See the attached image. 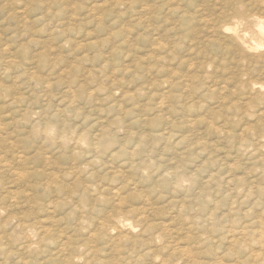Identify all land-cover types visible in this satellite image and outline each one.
<instances>
[{"label":"rangeland","instance_id":"374dc122","mask_svg":"<svg viewBox=\"0 0 264 264\" xmlns=\"http://www.w3.org/2000/svg\"><path fill=\"white\" fill-rule=\"evenodd\" d=\"M232 1L0 0V264L242 263L226 228L264 198V50L219 26L264 0Z\"/></svg>","mask_w":264,"mask_h":264},{"label":"bare ground","instance_id":"6f19581e","mask_svg":"<svg viewBox=\"0 0 264 264\" xmlns=\"http://www.w3.org/2000/svg\"><path fill=\"white\" fill-rule=\"evenodd\" d=\"M218 1V0H217ZM224 1V0H223ZM229 2H230V0H228ZM236 1V5H237V0H235ZM239 1V0H238ZM234 2V0L232 1V3ZM224 3H227V2H224ZM228 4V3H227ZM242 4H243V2H242ZM225 5V4H224ZM229 6H230V4H228ZM234 5V4H233ZM247 6V5H246ZM245 5L243 6H240V7H236V6H231V9H232V11L233 12H231V15H229V14H227V15H225L224 17H225V20H223L221 23H220V28L219 29H222V31L223 32H225V33H228V34H230L231 35V39H233L234 40V43L237 45V47L239 46V48H241L242 50H243V52H246V53H249V52H257V51H262V50H264V17H262V16H256V15H251V14H249L250 12H249V9H247L248 7H246ZM225 7H227V6H224L223 8H225ZM253 7V6H252ZM254 9V8H253ZM225 10H226V8H225ZM230 9H228L227 11H229ZM250 10H252V9H250ZM253 12V11H252ZM248 17H250V19H253L254 21H256V27H257V29H256V36L254 37H248V36H246L247 34H241V31L238 29V27L242 24V22L246 19V18H248ZM247 25V24H246ZM245 25V26H246ZM250 25V24H249ZM234 26V27H233ZM243 26V25H242ZM215 27H216V25H215ZM249 28H251V27H249ZM251 30V29H250ZM249 30V31H250ZM215 31H217V30H215ZM219 31V30H218ZM217 31V32H218ZM222 31H221V33H222ZM220 33V32H219ZM245 33V32H244ZM229 35V36H230ZM254 35V34H253ZM228 36V35H227ZM230 38V37H229ZM229 38H227V39H229ZM230 39V40H231ZM233 40H231L230 42H232ZM232 44H233V42H232ZM3 52V51H2ZM2 52H1V54H2ZM211 53V52H210ZM263 57H264V54L262 55ZM253 57V56H252ZM8 59V58H7ZM13 59V58H12ZM216 59H217V57H216ZM181 60V59H180ZM243 61V60H242ZM4 62V61H3ZM185 62V61H184ZM179 63V62H178ZM13 64V63H12ZM16 64V63H15ZM184 64H186V63H183L182 65H184ZM253 64V63H252ZM6 65V64H5ZM181 65V64H180ZM193 65V64H192ZM207 66V65H206ZM245 67V66H244ZM207 68V67H206ZM8 69V68H7ZM6 69V70H7ZM12 69V68H11ZM14 72V71H13ZM188 72V71H187ZM208 74V73H207ZM6 75V74H5ZM204 76V75H203ZM206 76V75H205ZM171 78V77H170ZM173 78H175V77H173ZM178 78V77H177ZM168 80V79H167ZM173 80V79H172ZM170 81V80H169ZM169 81L167 82V83H169ZM2 82V81H1ZM166 82V81H165ZM171 82V81H170ZM173 82V81H172ZM178 83V81L176 82V84ZM184 83V82H183ZM171 84V83H170ZM179 84V83H178ZM173 85V84H172ZM183 85V84H182ZM241 85V84H240ZM254 85H257V87L258 88H260L261 90L264 88V84H257V83H254ZM192 86V85H191ZM178 87H181V85H179ZM173 88V87H172ZM182 88V87H181ZM180 88V89H181ZM214 88H216V87H214ZM194 89V88H193ZM202 89V88H201ZM169 90H170V88H169ZM211 90V89H210ZM181 91V90H180ZM166 92L168 93V91L166 90ZM172 93V92H171ZM182 93V92H181ZM180 93V94H181ZM262 93V92H261ZM209 94V93H208ZM172 95V94H171ZM183 96V95H182ZM245 96V95H244ZM169 97V96H168ZM242 97V96H241ZM258 97V96H257ZM170 98H172V96L170 97ZM169 98V99H170ZM16 100V99H15ZM15 100H14V102H15ZM17 100H19L18 98H17ZM172 100V99H171ZM260 100V99H259ZM13 101V100H12ZM9 102V101H8ZM65 102V101H64ZM16 103V102H15ZM21 103L22 102H20V105H21ZM236 103V102H235ZM234 103V104H235ZM48 104V103H47ZM19 105V106H20ZM179 105V104H178ZM183 105V104H182ZM14 106V105H13ZM17 106V104L15 105V107ZM208 106V105H207ZM219 106V105H218ZM1 108V107H0ZM29 108V107H28ZM229 108V107H228ZM18 109H20V108H18ZM24 109V108H23ZM46 109V108H45ZM254 109V108H253ZM42 110V109H41ZM170 110H171V108H170ZM176 110V109H175ZM251 110V109H250ZM40 111V110H39ZM49 111V110H48ZM14 112V111H13ZM175 112V111H174ZM242 112V111H241ZM16 113V112H15ZM177 113V112H176ZM55 114H57V113H55ZM262 114V113H261ZM46 115V114H45ZM29 116H30V114H29ZM170 116V115H169ZM230 117V116H229ZM54 118V117H53ZM218 119V118H217ZM235 119V118H234ZM40 120V119H39ZM44 120V119H43ZM55 120H56V118H55ZM36 121V120H35ZM35 121H34V123H35ZM97 121V120H96ZM208 121V120H207ZM228 121V120H227ZM49 123V122H48ZM65 123V122H64ZM96 123V122H95ZM208 123V122H207ZM225 123V122H224ZM230 123V122H229ZM228 123V124H229ZM30 124H31V122H30ZM33 124V123H32ZM38 125H39V122L37 123ZM164 124V123H163ZM260 124V123H259ZM50 125V124H49ZM52 125V124H51ZM3 126V125H2ZM1 126V127H2ZM40 126V125H39ZM66 126H67V124H66ZM30 127V126H29ZM47 127V126H46ZM63 127H65V126H63ZM171 127V126H170ZM215 127V126H214ZM264 127V126H263ZM40 128H43V126L42 127H40ZM18 129V128H17ZM33 129V128H32ZM34 129H36V128H34ZM37 129H39V127L37 128ZM36 129V130H37ZM46 129V128H45ZM172 129V128H171ZM19 130V129H18ZM224 130V129H223ZM26 131V130H25ZM38 131V130H37ZM46 131H48V130H45V132ZM219 131V130H218ZM262 130H260V131H258V132H261ZM33 132V131H32ZM41 132H42V130H41ZM157 133H159L158 131H156ZM169 132V131H168ZM8 133V132H7ZM18 133V132H17ZM35 133H37V132H35ZM46 133H48V132H46ZM89 133V132H88ZM113 133V132H112ZM163 133V132H162ZM162 133H159V134H162ZM166 133V132H165ZM165 133L163 134V135H165ZM12 134V133H11ZM42 134V133H41ZM63 134V133H62ZM76 134V133H75ZM234 134V133H233ZM44 135H46V134H44ZM43 135V136H44ZM48 135V134H47ZM46 135V136H47ZM59 135H61V134H59ZM85 135V134H84ZM87 135V134H86ZM105 135V134H104ZM156 133H155V137H156ZM163 135H162V137H160V138H162L163 139ZM168 135V134H167ZM42 136V135H41ZM45 136V137H46ZM89 136V135H88ZM107 136V135H106ZM136 136V135H135ZM140 136V135H139ZM146 136V135H145ZM62 137V136H61ZM165 137V136H164ZM174 137V136H173ZM241 137V136H240ZM48 138V137H47ZM74 138V137H73ZM91 138V137H90ZM157 138V137H156ZM46 139V138H45ZM49 140H50V138H48ZM166 139H167V137H166ZM229 139V138H228ZM243 140H244V138H242ZM254 139L258 142V143H255L256 141H253L254 142V145H256V147H260L261 146V144H263V146H264V130L261 132V133H258V135L256 136L255 135V137H254ZM55 140V139H54ZM57 140V139H56ZM56 140H55V142H56ZM90 140V139H89ZM143 140V139H142ZM153 140H155L154 138H153ZM161 140V139H160ZM253 140V139H252ZM50 141H52V139L50 140ZM59 141V140H58ZM80 141H81V139L79 138H77L76 140H75V143H76V145H79L80 144ZM102 141H104V140H102ZM147 141H148V139H147ZM159 141V140H158ZM179 141V140H178ZM230 141H232V140H230ZM249 141H250V139H249ZM249 141H247L248 143H249ZM105 142V141H104ZM109 142V141H108ZM131 142V141H130ZM244 142V141H243ZM251 142V141H250ZM62 143V142H61ZM67 143H69V141L67 142ZM66 143V144H67ZM101 143V142H100ZM103 143V142H102ZM127 143V142H126ZM261 143V144H260ZM2 144V143H1ZM4 144V143H3ZM45 144V143H44ZM72 144H74V143H72ZM142 144V143H141ZM58 145H59V143H58ZM107 145V144H106ZM115 145V144H114ZM156 145V144H155ZM179 145V144H178ZM253 144H250V145H240V146H242V147H244V148H249V147H251V146H253V147H255ZM53 146H54V144H53ZM64 146V145H63ZM73 146V145H72ZM81 146V145H80ZM101 146V145H100ZM78 147V146H77ZM104 147V146H103ZM221 147V146H220ZM219 147V148H220ZM255 147V148H256ZM65 148V147H64ZM73 148V147H72ZM92 148V147H91ZM227 148V147H226ZM261 148V147H260ZM263 149H264V147H262ZM93 149H95V148H93ZM250 149V148H249ZM253 149V148H252ZM233 150V149H232ZM235 150V149H234ZM36 151H38V150H36ZM80 151V150H79ZM144 151H145V149H144ZM256 151V150H255ZM261 151V150H260ZM263 151V150H262ZM7 152V151H6ZM116 152V151H115ZM132 152V151H131ZM130 152V153H131ZM235 152H237V151H235ZM245 152V151H244ZM254 152V151H253ZM40 153V152H39ZM74 153V152H73ZM138 153V152H137ZM156 153V152H155ZM238 153V152H237ZM98 154V153H97ZM103 154V153H102ZM149 154V153H148ZM239 154V153H238ZM238 154H236V155H238ZM260 154H262L261 152H260ZM37 155H39V154H37ZM41 155V154H40ZM59 155V154H58ZM58 155H57V157H58ZM90 155H91V152H90ZM100 155V154H99ZM156 155V154H155ZM251 155V153L249 154V156ZM264 155V154H263ZM15 156V155H14ZM17 156V155H16ZM15 156V157H16ZM136 156V155H135ZM247 156V155H246ZM262 156V155H261ZM13 157V156H12ZM90 157H92V155L90 156ZM38 158V157H37ZM111 158V157H110ZM43 159V158H42ZM118 159V158H117ZM222 159V158H221ZM255 159V158H254ZM258 159V158H257ZM260 159H262L263 160V158L261 157ZM260 159H259V161H260ZM69 160V159H68ZM94 160V159H93ZM249 160H251L250 158H249ZM248 160V161H249ZM35 161V160H34ZM48 161V160H47ZM102 161H104V160H102ZM42 162V161H41ZM70 162V161H69ZM74 162V161H73ZM108 162V161H107ZM127 162V161H126ZM261 162V161H260ZM17 163V162H16ZM90 163V162H89ZM262 163H263V161H262ZM261 163V164H262ZM91 164V163H90ZM147 164V163H146ZM222 164V163H221ZM260 164V163H259ZM30 166V165H29ZM60 166H61V164H60ZM59 166V167H60ZM89 166V165H88ZM105 166V165H104ZM231 166H232V164H231ZM48 167V166H47ZM54 167V166H53ZM67 167V166H66ZM70 167V166H69ZM106 167V166H105ZM218 167V166H217ZM80 168H82V167H80ZM91 168V167H90ZM134 168V167H133ZM139 168H141V167H139ZM157 168V167H156ZM171 168V167H170ZM227 168V167H226ZM103 169V168H102ZM2 170H4V169H2ZM73 170V169H72ZM79 170V169H78ZM113 170V169H112ZM140 170V169H139ZM190 170V169H189ZM219 170V169H218ZM35 171V170H34ZM232 171V170H231ZM27 173H28V170H27ZM30 174H31V172H29ZM29 173H28V175H29ZM54 173V172H53ZM79 173V172H78ZM78 173H76V175L78 174ZM177 173V172H176ZM183 173V172H182ZM193 173V172H192ZM195 173V172H194ZM14 174V173H13ZM50 174V173H49ZM55 174V173H54ZM125 174V173H124ZM184 174V173H183ZM201 174V173H200ZM21 175V174H20ZM27 175V174H26ZM69 175V174H68ZM79 175H80V173H79ZM78 175V176H79ZM93 175V174H92ZM180 175V174H179ZM72 176V175H71ZM89 176V175H88ZM167 176H168V174H167ZM181 176V175H180ZM180 176L178 177L179 179H180ZM183 176V175H182ZM188 176V175H187ZM199 176V175H198ZM223 176V175H222ZM221 176V177H222ZM229 176V175H228ZM48 177V176H47ZM176 177V176H175ZM260 177V176H259ZM258 177V178H259ZM14 178V177H13ZM78 178V177H77ZM185 178V177H184ZM264 178V177H263ZM17 179V178H16ZM19 179V178H18ZM50 178H48L47 180H49ZM177 179V178H176ZM176 179H175V182H176ZM179 179H177L178 180V182H179ZM186 179V178H185ZM209 179V178H208ZM220 179V178H219ZM255 179H257V178H255ZM46 180V181H47ZM261 180V179H260ZM14 181V180H13ZM20 181V180H19ZM75 181H77V179L75 180ZM251 180H249V182H250ZM257 181V180H256ZM24 182V181H23ZM22 182V183H23ZM56 182V181H55ZM81 182V181H80ZM174 182V181H173ZM259 182V181H258ZM45 183V182H44ZM48 183V182H47ZM98 183V182H97ZM248 183V182H247ZM251 184H252V182H250ZM261 183V182H260ZM259 183V184H260ZM160 184V183H159ZM158 184V185H159ZM175 184V183H174ZM246 184V183H245ZM254 184V183H253ZM11 185H13V184H11ZM61 185V184H60ZM219 185H221V184H219ZM228 185V184H227ZM256 185V184H255ZM15 186V185H14ZM40 186V185H39ZM41 186H42V184H41ZM216 186V185H215ZM170 187V186H169ZM235 187V186H234ZM257 187H259V186H257ZM5 188V187H4ZM46 188V187H45ZM163 188V187H162ZM8 189V188H7ZM18 189V188H17ZM165 189V188H164ZM251 189H253V187L251 186V185H249V184H247L244 188H243V193L245 194V192H246V194L245 195H247L248 193L250 194V193H252L251 191H253V190H251ZM60 190V189H59ZM73 190V189H72ZM251 190V191H250ZM256 190V189H255ZM30 191V190H29ZM170 191V190H169ZM174 191V190H173ZM231 191V190H230ZM23 192V191H22ZM233 192V191H232ZM26 193V192H25ZM100 193V192H99ZM118 193V192H117ZM238 193V192H237ZM260 193V192H259ZM2 194V193H1ZM7 194H9V193H7ZM14 194V193H13ZM109 194V193H108ZM203 194V193H202ZM3 195V194H2ZM101 195H103V194H101ZM223 195V194H222ZM258 195V194H257ZM4 196V195H3ZM3 196H1V197H3ZM85 196V195H84ZM99 196V195H98ZM113 196V195H112ZM225 196V195H224ZM11 197V196H10ZM16 197V196H15ZM86 197V196H85ZM198 197V196H197ZM255 197V196H254ZM264 197V196H263ZM5 198V197H4ZM3 198V199H4ZM7 198H9V195H8V197ZM194 198V197H193ZM6 199V198H5ZM4 199V200H5ZM40 199V198H39ZM71 199V198H70ZM96 199V198H95ZM98 199V198H97ZM121 199V198H120ZM7 200H9V199H6V201ZM16 200V199H15ZM61 200V199H60ZM68 200V199H67ZM87 200V199H86ZM247 200H249V198L247 199ZM1 201H2V198H1ZM6 201H4V203L6 202ZM63 200H61V202H62ZM8 202V201H7ZM29 202V201H28ZM32 202V201H31ZM41 202V201H40ZM97 202V201H96ZM95 202V203H96ZM196 202V201H195ZM3 203V204H4ZM37 203V202H36ZM50 203V202H49ZM80 203V202H79ZM183 203H184V200H183ZM204 204H205V202H203ZM32 204V203H31ZM44 204V203H43ZM87 204V203H86ZM194 204H196V203H194ZM228 204V203H227ZM7 205H9V204H7ZM38 205V204H37ZM52 205V204H51ZM185 205V204H184ZM192 205V204H191ZM206 205L207 206H209L208 205V203H206ZM234 205V204H233ZM233 205H232V207H230L228 210H227V207H226V209L225 210H227L226 212H224L222 215H223V217H225L226 219H229V220H231L232 218H236V216H237V212H235V210H238V209H235L234 207H233ZM3 206V205H2ZM11 206V205H10ZM193 206V205H192ZM197 206V207H196ZM195 206V208H198V205H196ZM216 206V205H215ZM243 206V205H242ZM34 207V206H33ZM37 207V206H36ZM59 207V206H58ZM57 207V208H58ZM61 207V206H60ZM93 207V206H92ZM95 207V206H94ZM194 207V206H193ZM219 207V206H218ZM248 207V208H247ZM247 207H245L246 208V211H243L242 209V213H241V220H240V222L238 223V225H237V223L236 222H234V224L236 223V227H234V226H230V227H228V228H226V230L227 231H229L230 232V234L232 233H235L236 234V236H234V238L236 237V240L237 239H241V240H243L242 242L246 245V250H244V252H242V254H243V261H244V264H264V198H262V197H260L259 198V195H258V198L257 199H255L253 202H249V203H247ZM73 208V207H72ZM88 208V207H87ZM90 208H91V206H90ZM184 208V207H183ZM208 208V207H207ZM239 208V207H238ZM242 208V207H241ZM30 209V208H29ZM56 209V208H55ZM84 209V208H83ZM187 209V208H186ZM193 209V208H192ZM213 209V208H212ZM211 209V210H212ZM46 210V209H45ZM179 210V209H178ZM251 210H253L254 212L252 213L251 212ZM194 211V210H193ZM214 210H212V212H213ZM8 212V211H7ZM68 212V211H67ZM139 212V211H138ZM191 212V211H190ZM69 213V212H68ZM183 213V212H182ZM209 213V212H208ZM1 214V213H0ZM9 214V213H8ZM12 214V213H11ZM29 214V213H28ZM31 215V214H30ZM56 215V214H55ZM194 215H196V214H194ZM214 215V214H213ZM235 215V216H234ZM238 215H239V213H238ZM211 216V215H210ZM82 217H83V215H82ZM144 217V216H143ZM179 217V216H178ZM184 217V216H183ZM189 217V216H188ZM202 217V216H201ZM206 217V216H205ZM118 218V217H117ZM127 218V217H126ZM126 218H124V219H126ZM138 218V217H137ZM142 218V217H141ZM172 218V217H171ZM190 218V217H189ZM197 218V217H196ZM213 218V217H212ZM218 218V217H217ZM222 218V217H221ZM221 218H220V220H221ZM9 219V218H8ZM128 219V218H127ZM211 219V218H210ZM43 220V219H42ZM80 220V219H79ZM83 220H86V219H83ZM192 220H196L195 219V216H193V218H192ZM7 221V220H6ZM5 221V222H6ZM127 221V220H126ZM179 221V220H178ZM190 221H191V219H190ZM197 221V220H196ZM213 221V220H212ZM217 221V220H216ZM223 221V220H222ZM238 221H239V218H238ZM237 221V222H238ZM84 222V221H83ZM184 222V221H183ZM199 222V221H198ZM204 222V221H203ZM208 222V221H207ZM207 222H205V223H207ZM230 221H228V223H229ZM191 224H192V226H193V224H195V222L193 223L192 221L190 222ZM224 223V222H223ZM227 223V224H228ZM232 223H233V221H232ZM41 224V223H40ZM123 224V226H125V225H127V223H125V222H123L122 223ZM130 224V223H129ZM142 224H143V222H142ZM199 224V223H198ZM204 224V223H203ZM224 224H226V223H224ZM34 225V224H33ZM195 225H197V224H195ZM201 225V224H200ZM230 225V224H229ZM233 225V224H232ZM28 226H29V224H28ZM39 227V226H38ZM131 227V226H130ZM129 227V228H130ZM225 227H226V225H225ZM225 227H223V228H225ZM31 228V227H30ZM107 228V227H106ZM114 228V227H113ZM128 228V227H127ZM165 228V227H164ZM199 227H197V229H198ZM16 230V229H15ZM110 230V229H109ZM146 230V229H145ZM145 230H143V231H145ZM155 230V229H154ZM206 230V229H205ZM225 230V231H226ZM234 230V231H233ZM165 231V230H164ZM185 231V230H184ZM220 231V230H219ZM160 232V231H159ZM170 232V231H169ZM168 232V233H169ZM190 232V231H189ZM218 232V231H217ZM23 233V232H22ZM109 233V232H108ZM167 233V232H166ZM198 233V232H197ZM143 234V233H142ZM183 234V233H182ZM229 234V233H228ZM230 234H229V236H230ZM57 235V234H56ZM156 235V234H155ZM163 235V234H162ZM172 235V234H171ZM234 235V234H233ZM1 236V235H0ZM23 236V235H22ZM125 236V235H124ZM198 236V235H197ZM49 237V236H48ZM63 237V236H62ZM128 237V236H127ZM155 237V236H154ZM222 237V236H221ZM105 238H107V237H105ZM119 238V237H118ZM148 238V237H147ZM233 238V239H234ZM232 239V240H233ZM157 240V239H156ZM188 240V239H187ZM24 241V240H23ZM167 241V240H166ZM186 241V240H185ZM201 241V240H200ZM143 242V241H142ZM147 242V241H146ZM153 242H154V240H153ZM234 242H236V241H234ZM237 242H239V241H237ZM128 243H130V242H128ZM162 243V242H161ZM28 244V243H27ZM150 244V243H149ZM218 244V243H217ZM30 245V244H29ZM131 245V244H130ZM238 245V244H237ZM69 246V245H68ZM142 246V245H141ZM22 247V246H21ZM32 247V246H31ZM130 247V246H129ZM143 247V246H142ZM183 247V246H182ZM185 247V246H184ZM76 248H78L77 246H76ZM158 249V248H157ZM228 249V248H227ZM245 249V248H244ZM77 250V249H76ZM178 250V249H177ZM237 250V249H236ZM243 250V249H242ZM30 251V250H29ZM159 251V250H158ZM233 251V250H232ZM181 252H182V250H181ZM18 253V252H17ZM29 253V252H28ZM27 253V254H28ZM130 253V252H129ZM225 253V252H224ZM182 254V253H181ZM197 254V253H196ZM212 254H213V252H212ZM175 255V254H174ZM198 255V254H197ZM211 256V255H210ZM139 257V256H138ZM159 257V256H158ZM196 257V256H195ZM76 258V257H75ZM143 258V257H142ZM153 258V257H152ZM175 258V257H174ZM186 258V257H185ZM197 258V257H196ZM132 259V258H131ZM232 259V258H231ZM240 259V258H239ZM197 260V259H196ZM106 261V260H105ZM137 261V260H136ZM135 261V262H136ZM167 261V260H166ZM178 261V260H177ZM243 261H242V263H243ZM99 262V261H98ZM128 262V261H127ZM189 262H190V260H189ZM195 262V261H194ZM194 262H192V264H194ZM220 262V261H219ZM69 263V262H68ZM149 263V262H148ZM201 263V262H200ZM216 263V262H215ZM241 263V264H242ZM173 264V263H172ZM188 264V263H187ZM189 264H191V263H189ZM232 264V263H231Z\"/></svg>","mask_w":264,"mask_h":264}]
</instances>
